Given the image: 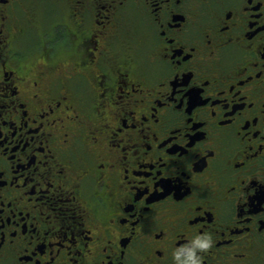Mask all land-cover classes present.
I'll use <instances>...</instances> for the list:
<instances>
[{
  "label": "flooded vegetation",
  "instance_id": "af4514ba",
  "mask_svg": "<svg viewBox=\"0 0 264 264\" xmlns=\"http://www.w3.org/2000/svg\"><path fill=\"white\" fill-rule=\"evenodd\" d=\"M264 264V0H0V264Z\"/></svg>",
  "mask_w": 264,
  "mask_h": 264
},
{
  "label": "clouds",
  "instance_id": "9594fccd",
  "mask_svg": "<svg viewBox=\"0 0 264 264\" xmlns=\"http://www.w3.org/2000/svg\"><path fill=\"white\" fill-rule=\"evenodd\" d=\"M214 238L211 232H194L186 243L172 249L174 264H202L201 253L214 246Z\"/></svg>",
  "mask_w": 264,
  "mask_h": 264
}]
</instances>
